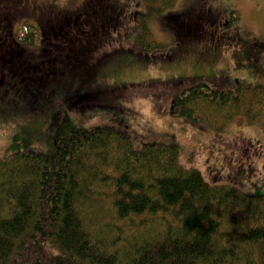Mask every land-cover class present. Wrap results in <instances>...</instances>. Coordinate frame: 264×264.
I'll return each mask as SVG.
<instances>
[{
	"label": "trees",
	"instance_id": "1",
	"mask_svg": "<svg viewBox=\"0 0 264 264\" xmlns=\"http://www.w3.org/2000/svg\"><path fill=\"white\" fill-rule=\"evenodd\" d=\"M20 1L27 3L0 0V126L34 123L37 116L41 124L38 135L26 127L16 131L0 154V264H264V195L208 183L199 170L181 165L177 141L138 147L125 126L84 127L67 116L47 139L39 135L44 128L34 108L39 94L66 67L91 65L101 36L117 27L126 12L117 10L118 0L63 5L66 11L79 4L96 11L103 28L96 30L89 51L72 40L75 48L66 51L67 43L60 44L55 50L62 52L38 61L34 57L46 43L45 22L7 20ZM134 1L137 8L129 16L138 21V31L131 51L148 57L150 50L166 48L156 40L151 18L178 0ZM217 15L210 10L207 23L194 27V43L219 39L202 29H210ZM177 28L180 32L184 26ZM192 44L182 47L177 58L214 48ZM257 47L264 49L262 43ZM51 61L57 65L46 69ZM172 107L179 116L221 131L237 116L256 124L264 118V86L217 90L199 82L174 96Z\"/></svg>",
	"mask_w": 264,
	"mask_h": 264
},
{
	"label": "rangeland",
	"instance_id": "2",
	"mask_svg": "<svg viewBox=\"0 0 264 264\" xmlns=\"http://www.w3.org/2000/svg\"><path fill=\"white\" fill-rule=\"evenodd\" d=\"M42 1H20L19 9L7 18L8 23L15 19L35 23L29 18H35ZM46 1L50 12L51 5L55 11H60L63 5L71 6L82 0ZM198 1L178 0L174 7L151 18L150 26L156 40L167 45L164 49L150 50L145 57L131 51L135 50L132 41L138 31V21H132L129 12L137 5L134 0H118L117 10H122L121 14L125 11L126 15L119 25L116 24L117 27L112 25V31L101 36L95 59L91 62L93 67L84 62L66 67L58 74V80L39 94L34 107L38 109L36 115L43 116L44 128L39 135H45L47 139L49 131L66 116L84 127L125 126L133 134L138 147L152 141H177L181 146V165L199 170L208 183L231 184L247 194L263 196L264 118L256 124H249L244 117L237 116L221 131L205 122L177 115L172 102L183 88L199 82L217 90L264 86V49L258 51L257 47L259 43L264 45V0H208L205 6L218 15L210 29L203 28V33L211 30L216 36L224 35L227 40H200L191 47L202 49L212 45L213 50H201L204 52L165 65L160 55L172 53L176 46L168 24L169 15L194 7ZM50 19L55 23L59 15L51 14ZM181 24L178 23L180 29ZM17 27L23 25L19 23ZM45 27L47 29V25ZM59 32L63 33L62 30ZM56 38L58 40L53 43H67L66 51L75 46L68 39L58 35ZM43 46L44 50L34 59L49 60L62 52H49L47 44L43 43ZM153 55L157 56L156 59L151 57ZM56 65L55 61L47 62L46 69ZM76 89H90L91 95L88 99H73L71 90ZM89 100L98 103L93 105L88 103ZM19 121L27 122L29 118H19ZM40 124L41 119L37 116L34 123L9 122L0 126V154L7 149L16 131L26 127L31 135H38ZM42 143V140L35 141L39 147H44Z\"/></svg>",
	"mask_w": 264,
	"mask_h": 264
},
{
	"label": "flooded vegetation",
	"instance_id": "3",
	"mask_svg": "<svg viewBox=\"0 0 264 264\" xmlns=\"http://www.w3.org/2000/svg\"><path fill=\"white\" fill-rule=\"evenodd\" d=\"M208 3V0H201L198 1L197 4L193 5L194 7L187 8L182 10L181 12L176 11L175 14H171L170 18L168 19L169 28L171 29L175 39L173 42L176 41V46L172 53H162L160 56L162 57V63L165 65H171L176 61H181L183 58H177L178 53H182L184 50L182 47L186 45H190L194 43V27L201 28L203 24L207 23L208 15L210 13L211 8L206 7L205 5ZM47 3H43L39 5V9L35 12V17L37 21H43L44 24L47 25L45 39L46 44L49 48V52H53L55 49H59L60 44L53 43L52 41L58 40L56 36H60L62 39H68V41H78L81 45L83 43L84 49L89 51L91 44L93 42V37L96 36V30L100 29V23H96L98 18L96 17V11L92 13L88 12L86 7L83 4H79L74 8H62L61 11L55 12V7L51 5V11L48 12ZM46 14V20L43 19V16ZM51 14H58L59 20L54 21L55 23L51 22L50 16ZM65 21V22H64ZM182 22L181 26H186L183 29V33H180L178 30V23ZM42 23V22H41ZM227 25V24H226ZM10 26V25H9ZM13 26H10V28ZM103 28V27H102ZM101 28V29H102ZM100 29V30H101ZM203 29V28H202ZM59 30H62L63 33H60ZM115 30V28H114ZM11 33V34H10ZM105 33V32H104ZM103 34V33H101ZM9 36L13 40L12 36V28L10 29ZM92 36V37H91ZM86 37V39H83ZM183 37V40H181ZM219 39L227 40L224 35H218ZM185 39V40H184ZM85 40V41H84ZM44 41V40H42ZM164 42V41H162ZM166 45L167 43L164 42ZM14 46H18L15 41H12ZM182 49V50H181ZM152 58L156 59L157 56H151ZM91 95V90H82L77 89L75 90V94L73 97L77 99H88Z\"/></svg>",
	"mask_w": 264,
	"mask_h": 264
}]
</instances>
